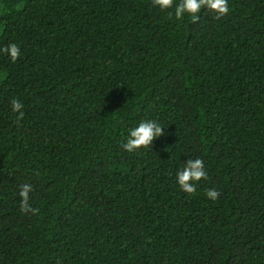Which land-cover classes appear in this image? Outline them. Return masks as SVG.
I'll list each match as a JSON object with an SVG mask.
<instances>
[{
  "label": "trees",
  "instance_id": "16d2710c",
  "mask_svg": "<svg viewBox=\"0 0 264 264\" xmlns=\"http://www.w3.org/2000/svg\"><path fill=\"white\" fill-rule=\"evenodd\" d=\"M229 8L0 0V46L22 53L0 55V264H264V0ZM143 120L165 135L128 153ZM189 158L208 175L193 196Z\"/></svg>",
  "mask_w": 264,
  "mask_h": 264
},
{
  "label": "clouds",
  "instance_id": "9594fccd",
  "mask_svg": "<svg viewBox=\"0 0 264 264\" xmlns=\"http://www.w3.org/2000/svg\"><path fill=\"white\" fill-rule=\"evenodd\" d=\"M154 8L161 12L169 13L177 21L185 17H190L193 22L198 21L202 10L213 15L217 20L227 16L230 12L229 0H151ZM0 55L6 56L12 63H15L22 55L20 47L16 43H9L0 46ZM11 111L16 115L17 120L24 116L23 104L19 99L10 101ZM165 128L155 120H143L136 126L127 130L126 142L123 149L128 153H134L141 149L152 148L154 140L165 135ZM207 170L203 159H187L183 166L175 172V182L180 191L188 196L197 194V188L201 181L207 180ZM30 183H23L19 186L18 196L20 198V208L24 212H36L30 200L33 192ZM220 192L210 188L205 192L208 200L215 202L220 197Z\"/></svg>",
  "mask_w": 264,
  "mask_h": 264
}]
</instances>
